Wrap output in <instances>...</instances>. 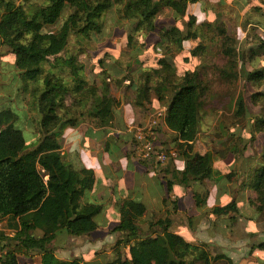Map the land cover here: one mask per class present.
<instances>
[{
  "label": "trees",
  "instance_id": "16d2710c",
  "mask_svg": "<svg viewBox=\"0 0 264 264\" xmlns=\"http://www.w3.org/2000/svg\"><path fill=\"white\" fill-rule=\"evenodd\" d=\"M32 1L0 0V46L9 49L14 66L22 72L25 81L42 80L45 86L38 99L44 135L33 150L27 148L22 131L11 124L16 118L14 112L8 108L0 110V218H9L15 231L13 237L2 234L0 239L6 242V248L16 246L8 248L2 264H18L19 255L37 253L42 257V264H197L192 255L201 257L203 264L220 259L226 264H234L224 254L210 257L207 250H191L190 243L182 235L171 231V211H177V201L173 209L167 208L166 218L144 228V218L149 216L148 207L132 198H126L118 205L120 223L112 233L121 232L125 237H120L113 245V261L95 263L84 258L66 260L56 256L59 248L64 249L69 244V237L91 235L97 229L94 219L103 211L102 204L86 198V192L96 187L95 171L76 168L66 162L62 153V126L69 124L76 128L80 124L79 119H65L72 110L67 104L69 97L84 109L87 105L92 106L93 111L86 112L98 127H113L117 101L110 94L111 88L121 87L126 81L131 86L134 84L136 105L151 104L154 110L167 108L166 126L177 134L173 149L185 160V169L176 174L180 184L188 187L191 182L210 180L227 193L228 184L240 182L243 198L245 190L256 194L254 200L246 198V201L259 215H264V150L255 161L244 157V151L233 142L227 151L234 154L236 165L241 161L244 167L239 163V168H233L226 175L214 168L218 152L201 155L195 151L200 112L210 91V83L200 69L178 71L174 58L165 55L158 60L157 69H123L121 63L106 65L105 59L100 57L98 76L89 81L77 56H62L72 32L85 40L91 39L92 35L104 36V19L114 9H119L123 21H130L134 26L126 38L128 50L138 35L156 31V19L165 10H170L175 20H184L187 31L178 25H162L158 30L160 43L165 54L172 49L182 52L186 42L200 39L195 31L197 19L188 10L190 5L201 0H47L46 5L28 12L26 5ZM67 9L70 15L62 21ZM251 22L264 29V18ZM54 26L58 30H47ZM216 29L224 40L223 54L228 59L227 68L221 69L222 78L232 81L241 77L254 88H261L264 68L249 71L241 66L239 73V53L230 46L233 44H230L226 29L222 26ZM262 43L264 48V41ZM201 45L202 42L199 47ZM66 72L74 76L72 84L65 77ZM251 99L256 105L263 103L264 108V92L254 93ZM237 105L235 119L246 118L245 98ZM256 129L264 133V112L258 118ZM167 184L171 192L172 182L167 180ZM193 195L198 207L207 204L208 192H194ZM236 198L237 193L230 202L216 205L207 213L215 218L229 217L234 222L237 215H241ZM167 202L168 197H165L166 207ZM150 216L155 217L156 213ZM205 216L196 222L189 218L190 227L194 230ZM256 251L264 252V241L254 246L251 254Z\"/></svg>",
  "mask_w": 264,
  "mask_h": 264
},
{
  "label": "rangeland",
  "instance_id": "374dc122",
  "mask_svg": "<svg viewBox=\"0 0 264 264\" xmlns=\"http://www.w3.org/2000/svg\"><path fill=\"white\" fill-rule=\"evenodd\" d=\"M46 3L47 0H33L31 4L26 5V9L28 12H33L35 9L46 5ZM188 13L197 19L195 31L200 35V39L186 42L182 52L172 49V51L165 54V50L160 43L158 30L162 25L166 27L178 25L182 26L184 31H187V25L184 20H175L170 10H165L156 19V31L138 35L133 47L128 50L125 42L127 35L131 33V29L134 26L130 21H123L119 9H114L104 19V36L92 35L91 39L85 40L79 34L72 32L68 39L66 52L62 56H77L78 63L86 69V75L92 73V69H100L98 64L100 57L105 59L106 65L121 63L123 69H157L159 67L158 60L165 56L170 57V59L174 58L178 71L200 69L210 83V91L205 100V107L200 112L199 134L195 148L197 152H218L219 154L215 156V160H224L225 158L226 162L234 163L228 170L231 172L233 168H239L240 165L244 167L241 161H239L240 165L239 163L236 165L234 154L227 151L234 143H237L238 147L244 151V157L253 158L255 161L259 160L264 150V133H259L256 129L258 118L264 112L263 103L256 105L251 99L254 93L264 92V84L261 88H254L241 77L237 80L232 79V81L222 78L221 69L227 68L228 59L223 54L222 45L224 40L218 35L216 27L222 26L226 29L227 36L231 38L230 44H233L229 45L236 48V52L239 53V66L237 68L239 73L241 66H244L249 71L264 68V48L262 43L264 41V29L251 22L264 18V2L263 0H201L196 4L190 5ZM69 15L70 10L67 9L62 16V21L67 19ZM247 21L251 23H247ZM47 30L56 31L58 29L54 26L47 28ZM201 42L202 45L199 47ZM102 53L106 54L102 55ZM89 76L92 78L91 75ZM65 77H68L71 84L73 83V75L66 72ZM116 86L111 88L114 93L118 91ZM44 90L45 86L42 80L25 81L22 72L15 68L9 49L0 46V110L8 108L14 112L16 118L11 124L14 128L22 131L27 148L30 150L40 144L44 135L41 128V115L38 110V99ZM242 98H245L248 115L246 118L237 120L234 114L238 109L237 103ZM67 104L71 106L72 110L69 117L65 119H79V129L83 128L82 123H94V119L86 112L89 110L92 112V106L87 105L84 109V106L80 107L71 97H69ZM69 128H72L69 124L62 126L63 134ZM92 130L94 129L91 127ZM75 137L72 139L74 140ZM63 139L64 136L61 138L62 142ZM109 140L111 144L108 153L106 156L99 155L93 161L96 162L91 167L98 168L97 165L103 167V164L107 161L114 162L116 165L119 164L120 169L116 172L117 182L114 192L116 200L125 196L131 188L136 192V195H132L131 198L144 202L146 206L150 207L151 197L163 190H168L167 179L163 174H160V178H157V173L155 174L151 168L148 169V174L151 175L142 172L141 167L143 166L138 163H130L125 155L126 149L117 146L113 136H110ZM81 155H84V159L88 160L89 154L86 149ZM64 156L67 163L73 164L76 168L81 166L76 143L74 146L68 147ZM83 162L82 166L84 165ZM252 165L253 163L250 164V166ZM165 166L159 167V171L164 169ZM96 172L98 183L95 189H100L98 184H106L109 176L104 171L96 170ZM207 183L208 187L211 188L212 183ZM239 185L240 182L234 183L230 187L231 199L229 195L221 194L223 199L208 201L209 208L216 205H224L230 202L237 193L236 199L241 215H237L234 222H231L229 217L215 218L207 213L209 212L206 209L207 204L204 207H198L194 197H186L184 203H182L183 206L179 205V208L183 207V210H180L181 214L172 216L173 225L171 231L182 235L190 243L191 250H207L210 257L224 254L229 256L234 264H240L241 261L249 257H253L256 263L263 262L264 253L255 252L252 255L251 250L254 246L256 247L257 244L264 241V215L257 214L246 201V198L250 200L256 198L254 192L245 190L244 198L238 196L241 191ZM86 195L90 201V191H87ZM112 199V195H109L104 201L105 210L94 219L95 223L102 224L101 230H98L94 236H101L104 231H111L116 224L118 206L113 209ZM148 210L149 216L145 217L143 221L144 228H148L151 222L166 218L163 213H156L157 210L155 208L151 207ZM152 213H156V216L151 217ZM204 214H206L205 219L203 218L204 220L198 231L195 232L196 230L194 231L190 227L188 219H193L196 222L197 219L204 217ZM206 224L211 233L212 231L219 233L224 230L223 236L221 232L219 233L221 235H217V240L206 239L207 235L210 236V233L205 234L204 228ZM1 229L0 235L3 234L4 237L10 238L15 235V231H8L13 230L9 222L2 221ZM8 233H10V236H7ZM118 235L120 236L115 238L116 241L120 237H125V234L121 232H118ZM91 239L92 236L90 235L69 237V244L64 249L59 248L56 253L59 258L69 260L76 257H89L96 248L95 245L89 244ZM115 240L114 244L116 243ZM87 241L88 244L86 243ZM60 243H63L62 240H60ZM15 247V245H11L7 249ZM112 247L113 245L110 247L106 245L103 248L98 246V251L105 254L95 258L94 262L113 261L115 253H112ZM19 250L24 251V249ZM109 252L110 255H108ZM18 257V264H42V257L38 253L34 255L24 254ZM192 258L197 261V264H203L204 262L201 257L195 258L192 255ZM221 260L213 261L212 264H226L224 260Z\"/></svg>",
  "mask_w": 264,
  "mask_h": 264
},
{
  "label": "crops",
  "instance_id": "0c3cea01",
  "mask_svg": "<svg viewBox=\"0 0 264 264\" xmlns=\"http://www.w3.org/2000/svg\"><path fill=\"white\" fill-rule=\"evenodd\" d=\"M98 72H99L98 69H92V73L88 74V75H91L92 78H90V76L88 77V75H86L88 77V80L89 81H93V79L96 80V78L98 76ZM128 85H130V82L126 81L121 87L116 88V90H118L117 92L114 93V91L112 90L110 93L117 101V104L114 108L115 118H114V126L113 127H98L96 124V121L93 120L94 121L93 124L82 123L81 125L83 126V128H81V129H79L80 127L69 128L67 130V132L63 134V136H64V139L62 142V144H64V145H62L63 155H64L65 151L68 149V147L74 146L75 143L77 144V154H78V157H79V160L81 163L80 164L81 166L78 169L89 168V169L94 170L96 175H97L96 170L104 171L105 174H107L109 176L108 180L106 181V184H104V183L98 184V188H100V189H95L96 188L95 187L93 190L90 191V194H91L90 199L93 200L92 202L102 204L103 205V211L105 210L104 201L108 198L109 195H112V197H113V199H112L113 200V209H115L119 205V203L121 201H123L124 199L131 198L132 195H136V192L130 188L125 196H122L116 200V198L114 196V192L116 190V182H117L116 181L117 180V173L116 172L118 169H120L119 164L116 165L114 162L107 161L106 163L103 164L104 165L103 167H100L99 165H97L98 168H92L91 167V165L96 162V161L95 162H93V161L96 160L99 155L106 156V154L108 153V149H109V146L111 144V142L109 140L110 136L114 137V140L116 141L117 146L124 147L126 149L125 155H126L128 161H130V163H133V164L138 163V164L142 165L143 167H141V171L146 172L147 175H151V174H148L149 168H151V170L154 171L153 170L154 166L152 163L142 164L135 159V157L133 155L134 139H133V136L131 133V129L135 126L145 124L149 120L151 115L154 112H156L157 110L156 109L154 110L153 106H151V104H147V103H145L144 106L136 105L134 102L135 85L134 84L132 86L130 85L131 87L127 88ZM162 108H165V107H162ZM91 127L94 130L91 131ZM77 135H79V136H77ZM83 135H84V137H83ZM75 136H77V137H75ZM74 137H75V139L73 140L72 138H74ZM176 138H177V134L170 131L167 128L166 124H164L158 130L157 139H156V147L158 149H162V150H164V149L165 150H175V149H173V143H174V140ZM84 149H86L88 151V154H89L88 160H85L84 155H81L83 153ZM195 151L197 152V150H195ZM207 152H209V151H201V152H197V153H199L201 155H205ZM82 162L84 163L83 166H82ZM233 164H232V162H226L225 159L224 160H220V159L214 160V168L217 171H219L222 175L228 174V172H229L228 170H230V168ZM184 169H185V160L181 156H179V154H178V158L176 160L171 161L169 164H167L165 166L164 169H161L160 171L157 170L155 172V174L157 173V178H160V174H163L167 180H170L172 182V190H171V192L168 190L167 191L163 190L159 194L151 197L150 198L151 205H150V207L147 206L148 208H151V207L155 208L157 210L156 213H159V214L163 213L164 215L167 216V212H166V211H168L167 208L173 209L174 202L177 201V211H171L172 213L170 212L171 218H172V216L174 214L175 215L181 214L180 210H183V207L179 208V205L183 206L182 203H184L186 197H194V195H193L194 192H198V193L208 192L209 193L208 201L209 200H216L217 201L219 198L223 199L222 198L223 194L229 195V197L231 199L232 194H231L230 187L233 184L227 185V187H226L228 190L227 193L224 192V188H219L213 181H210V180H205L204 182H201V183L200 182H191V183H189L188 187L180 184V182L176 178V174L179 175V173H177V172L182 171ZM207 182L212 183L211 188L208 187ZM97 183H98V181H97ZM242 194H243V192L240 193L241 196H242ZM165 197H168V202H167L168 207H166V205L164 204V198ZM86 198L88 199L87 195H86ZM208 201H207L206 209L211 210L214 206L212 208H209L208 207ZM191 207H192V205H191ZM114 212H115V210H114ZM205 215L206 214H204V216ZM116 217H118V218H116L117 220L115 222L116 224H115L114 228L117 227L120 223L119 208H118V216H116ZM1 220H3V222L8 223L10 219L9 218H2ZM203 220H201V222L194 229V231L196 230L195 232L198 231V228L201 225V223L203 222ZM96 224H97V229L90 235V236H92V239L89 242V244L96 246L95 251L92 252L89 255V257H76V258H84L86 261H93L94 262L95 258H97L100 255L105 254V253L98 251V246H99V248H103L106 245L110 247L111 245H114L115 238L120 236V235H118V232L112 233V230L114 228L108 232L104 231L101 236H94V234L98 230H101V225H102V224L99 225L98 223H96ZM204 229H205V234L210 233V236L207 235L206 239H209L211 241H213V239L217 240V235L221 232H222L221 234L223 236L224 230H221V232H219V233H217L216 231H214V232L212 231V233H211L210 229L207 227V224H206V227ZM201 230L204 231L203 229H201ZM8 231L14 232V230H12V229L8 230ZM221 234H219V235H221ZM7 236H10V233H8ZM86 243L88 244V241ZM256 252H260V251H256ZM261 253H264V252H261ZM108 255H110V252L108 253ZM56 256L59 258L57 253H56ZM26 259H27V257H26ZM60 259H62V258H60ZM66 260H69V259H66ZM258 263H260V262L256 263L254 261L253 257L252 258L249 257V258L244 259L243 261L240 262V264H258Z\"/></svg>",
  "mask_w": 264,
  "mask_h": 264
},
{
  "label": "built area",
  "instance_id": "2783aa9c",
  "mask_svg": "<svg viewBox=\"0 0 264 264\" xmlns=\"http://www.w3.org/2000/svg\"><path fill=\"white\" fill-rule=\"evenodd\" d=\"M167 108H160L154 112L150 119L143 125L135 126L131 129L134 139L133 155L135 159L142 163H152L154 169L159 170L178 158V152L175 150H162L156 147L158 130L166 124ZM2 218H0V231L2 230ZM5 241L0 239V264L7 254Z\"/></svg>",
  "mask_w": 264,
  "mask_h": 264
}]
</instances>
